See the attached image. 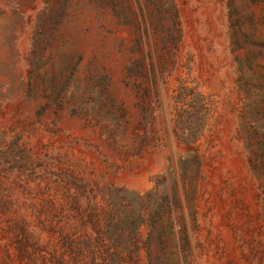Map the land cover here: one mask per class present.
Returning a JSON list of instances; mask_svg holds the SVG:
<instances>
[{"label": "rangeland", "instance_id": "obj_1", "mask_svg": "<svg viewBox=\"0 0 264 264\" xmlns=\"http://www.w3.org/2000/svg\"><path fill=\"white\" fill-rule=\"evenodd\" d=\"M0 264H264V0H0Z\"/></svg>", "mask_w": 264, "mask_h": 264}]
</instances>
